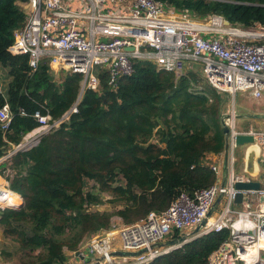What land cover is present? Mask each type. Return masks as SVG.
Instances as JSON below:
<instances>
[{
  "label": "trees",
  "instance_id": "obj_1",
  "mask_svg": "<svg viewBox=\"0 0 264 264\" xmlns=\"http://www.w3.org/2000/svg\"><path fill=\"white\" fill-rule=\"evenodd\" d=\"M17 1L0 0V67L9 77L0 108L7 103L13 115L8 132L0 131V160L7 158L0 176L11 172L2 177L23 205L0 209V227L17 243L20 264H64L66 251L75 252L84 237L109 230L113 216L133 224L151 211L166 210L179 193L215 182L205 158L225 145L220 97L208 84L191 92L190 73L175 79L148 61H136L132 75L121 78L115 90L102 73L100 93L85 91L66 122L42 135L36 146L13 152L11 147L38 126L31 116L46 114L44 107L52 121L60 119L77 100L81 81L80 75L66 74L57 83L45 64L30 74L26 56L8 53L24 22ZM156 1L200 19L220 15L230 24L264 27V0ZM88 181L111 192L112 202L123 207L89 212L103 201L85 189ZM228 235L195 238L150 264H205Z\"/></svg>",
  "mask_w": 264,
  "mask_h": 264
},
{
  "label": "built area",
  "instance_id": "obj_2",
  "mask_svg": "<svg viewBox=\"0 0 264 264\" xmlns=\"http://www.w3.org/2000/svg\"><path fill=\"white\" fill-rule=\"evenodd\" d=\"M16 5L24 22L14 32L8 53L26 56L30 74L45 64L54 74H77L81 81L77 100L60 119L52 121L44 107L46 114L37 111L31 116L38 125L33 130L36 137L14 151L36 146L42 135L66 122L77 112L85 91L100 93L102 73L115 90L121 78L132 75L136 61L151 62L157 71L173 73L176 79L192 68L217 93L233 99L238 93L264 97L262 26L251 30L230 24L220 15L191 17L156 0H18ZM0 93L5 96L4 91ZM20 115L27 116L23 111ZM235 118L232 107L223 119L229 129L224 185L219 167L207 165L215 174L211 186L192 194L181 192L166 210L151 211L117 232L95 235L70 254L71 264H150L195 238L223 231H228L227 239L205 264H264V163L255 175L247 172L245 164L241 172L235 170L236 137L251 135L264 158V132L238 131ZM12 119L5 103L0 108L3 134ZM250 182H259V189L234 188L236 183ZM237 193L242 195L239 204L234 201ZM218 197L216 216L208 218ZM204 219L206 224L194 234ZM188 230L191 233H185Z\"/></svg>",
  "mask_w": 264,
  "mask_h": 264
},
{
  "label": "rangeland",
  "instance_id": "obj_3",
  "mask_svg": "<svg viewBox=\"0 0 264 264\" xmlns=\"http://www.w3.org/2000/svg\"><path fill=\"white\" fill-rule=\"evenodd\" d=\"M206 1H211V0H206ZM191 17H196V16H191ZM248 29L257 30L256 27H254V26H250ZM188 73H190V74H188ZM187 74H188V78L190 80L189 91H191V92L196 91L199 93V91H201V89H203V90L208 89V87L205 85L206 84L205 81L201 78L199 71H194L191 68V69H187L184 72L183 76H186ZM53 75H55L53 77L55 82L59 83L66 74L56 73ZM190 75H191V77H190ZM8 81H9V77L7 76V70L0 67V90L3 91V89H5L6 83ZM206 95L208 97L207 93H206ZM216 95L218 97H220V99L222 101L221 106H220L221 107L220 123H221V118H223V116L225 117L227 114H230V111L233 107L235 110V113H236L235 123H236V126L238 129L251 130L254 132H264V98L259 99V100H254L247 95H242L239 93L237 95H235L234 99L232 97H230L229 95L222 94V93H216ZM32 132L33 131L26 134L22 138L20 145L24 146L25 144L30 143L32 141V139L34 137H36L37 132H35V131L33 133ZM152 140H155V138H153ZM252 145H256V144L254 143ZM252 145L244 146L243 149L239 150L236 153V157L238 159V163H236V165H235L236 170H238V171L243 170L244 167L241 165L242 161H243V163H245L243 160V154H244V158H245L247 149ZM16 148H17V146H12L11 150L13 151ZM258 149H259V147H258ZM256 157H259V158L261 157L260 150H259L258 155ZM2 159L6 160L7 158L5 157ZM218 161H221V155L220 154L219 155L207 154V156L205 158V165L206 164L207 165H213L215 162H218ZM3 175L4 176H11L12 174L9 170H5L2 174V176ZM85 189L88 191H92L93 193H95L96 195L101 197L102 201H103V203L100 205H97V206L91 205L88 208L89 212L106 211L109 213H113V212H115L118 209H121L123 207V204L113 203L112 201L114 199V196L111 194V192H106V191L101 190L99 185L94 183L93 181H88L86 183ZM4 190H7V188L6 189L4 188L3 190L0 188V191L3 192L2 195H0V205L4 206V208H7V205L5 203H9L8 202L9 200L4 199ZM8 206H10V205H8ZM220 207H222V205H220ZM216 212H217V210H216ZM216 212L213 213V216L216 215ZM135 223H137V222H135ZM135 223H133V224H135ZM133 224L126 225L122 222V220L120 218L113 216L111 218V228L107 231L106 230L101 231L100 233L109 232V231L117 232L120 229L127 227V226H130V225H133ZM185 233H191V230H188ZM94 236L95 235L92 234V235L84 237L82 242L80 243L78 249H80L81 247H84L86 244H88L89 241ZM17 249H18L17 243L11 237L5 236L3 234V230L0 227V264H20V261L22 259V255L18 252ZM66 253H71V252L66 251ZM68 258H69V256H68Z\"/></svg>",
  "mask_w": 264,
  "mask_h": 264
},
{
  "label": "water",
  "instance_id": "obj_4",
  "mask_svg": "<svg viewBox=\"0 0 264 264\" xmlns=\"http://www.w3.org/2000/svg\"><path fill=\"white\" fill-rule=\"evenodd\" d=\"M224 116L223 118H221V125H222V129H223V134L225 135V137H227L229 129L227 127L224 126V122H223ZM40 139V138H39ZM254 144V138L251 135H243V134H239L236 137V146L237 147H244L247 145H252ZM224 149L225 151H227V144H226V139H225V145H224ZM20 149H17L14 152L19 151ZM262 163H264V158H259L256 157L253 154H250L249 156L246 157V170L248 173H250L251 175H255L257 173V169H254V166L256 165V168H259ZM224 166H225V170L227 168V156L225 155V161H224ZM226 174V173H225ZM225 177L223 175L222 178V185H224L225 183ZM259 182H250V183H236L234 185L235 190L237 191H241V190H258L259 189ZM236 204H239L242 202V195L241 193H237L234 199ZM220 202V197H218L215 201V203L213 204L212 209L209 211L207 217L209 218L212 214L213 211L215 209V207L218 205V203ZM23 203V202H22ZM23 204L19 205L18 207H21ZM13 208H16V206H13ZM17 209V208H16ZM207 219H204L195 229L194 234H198L200 232V230L202 229V227H204V225L206 224Z\"/></svg>",
  "mask_w": 264,
  "mask_h": 264
},
{
  "label": "crops",
  "instance_id": "obj_5",
  "mask_svg": "<svg viewBox=\"0 0 264 264\" xmlns=\"http://www.w3.org/2000/svg\"><path fill=\"white\" fill-rule=\"evenodd\" d=\"M6 85H7V83H6ZM6 87V86H5ZM3 91H5V89H3ZM242 95H245V94H242ZM248 96V95H247ZM250 98H252V97H250ZM262 98H264V97H262ZM262 98H260V99H262ZM253 99V98H252ZM254 100H259V99H254ZM236 128H237V126H236ZM237 130L238 131H249V130H244V129H238L237 128ZM244 147H240V148H238L237 149V152L239 151V150H241V149H243ZM219 155V154H218ZM220 155H221V161H218V162H215L213 165H217L218 167H219V169H220V174H221V176H220V178L222 179L223 178V175L224 176H226L227 175V168H226V170H225V166H224V161H225V155H226V151H225V149H223V151L220 153ZM261 158V157H260ZM243 160H244V162L245 163H243V161H242V163H241V165L244 167L245 165L244 164H246V155H245V158H244V154H243ZM5 161V159H2V160H0V164L1 163H3ZM237 163H238V159H237ZM260 168V167H259ZM259 168H257V171H258V169ZM236 170V169H235ZM237 172H241V171H238V170H236ZM226 173V174H225ZM0 180H1V183H0V186L3 188V187H5V188H7V190L9 189L8 188V183L5 181V179L4 178H2V176H0ZM11 194H14V196H17V197H19L20 198V205L22 204V199H21V197L19 196V195H17L16 193H14V192H12V191H10V190H8ZM19 206V205H18ZM216 216V215H215ZM215 216H213L212 215V217L211 218H215ZM118 245V244H117ZM85 247V246H84ZM72 253V252H71ZM71 253H66V255H67V261L64 263V264H71ZM69 254V255H68ZM68 256H69V258H68Z\"/></svg>",
  "mask_w": 264,
  "mask_h": 264
},
{
  "label": "bare ground",
  "instance_id": "obj_6",
  "mask_svg": "<svg viewBox=\"0 0 264 264\" xmlns=\"http://www.w3.org/2000/svg\"><path fill=\"white\" fill-rule=\"evenodd\" d=\"M258 152H259L258 147H257L256 145H252V146H250V147L247 149L246 157L249 156L250 154H253V155L257 156V155H258ZM254 169H255V170L257 169V168H256V165L254 166ZM0 183H1V180H0ZM0 188H1L2 190L4 189V188H2L1 186H0ZM2 193H3V192L0 191V195H2ZM4 199H5V200H9V201H8L9 203L6 204L7 206H8V205H16V208H18V205H20V198L17 197V196L12 195L11 193H9L8 190H4ZM209 222L211 223V222H212V219H210Z\"/></svg>",
  "mask_w": 264,
  "mask_h": 264
}]
</instances>
